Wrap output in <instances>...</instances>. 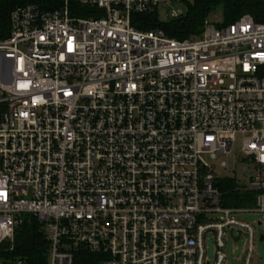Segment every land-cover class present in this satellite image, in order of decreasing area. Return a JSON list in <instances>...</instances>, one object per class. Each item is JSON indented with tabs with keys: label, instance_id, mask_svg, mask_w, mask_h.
Masks as SVG:
<instances>
[{
	"label": "built area",
	"instance_id": "1",
	"mask_svg": "<svg viewBox=\"0 0 264 264\" xmlns=\"http://www.w3.org/2000/svg\"><path fill=\"white\" fill-rule=\"evenodd\" d=\"M183 1L34 0L10 11L0 33V264H28L7 257L26 215L44 228L47 264H76L82 252L96 264H225L229 240L244 242L242 264H257L264 22L206 20L184 40L132 24ZM183 16L172 7L170 21ZM230 159L238 181L217 174ZM227 180L256 193L255 206L224 207Z\"/></svg>",
	"mask_w": 264,
	"mask_h": 264
},
{
	"label": "trees",
	"instance_id": "2",
	"mask_svg": "<svg viewBox=\"0 0 264 264\" xmlns=\"http://www.w3.org/2000/svg\"><path fill=\"white\" fill-rule=\"evenodd\" d=\"M187 15L179 20L163 24L158 13L136 16L132 20L135 28L143 31L161 28L174 39L184 40L200 36L204 23L217 10L222 11L224 22L228 26L237 22L244 15H250L256 22H264V0H193ZM34 0H1L0 1V33L8 29L10 11L21 4L31 3ZM224 207L253 208L256 193L241 192L234 180H227L221 186ZM23 224L17 229L13 251L7 257L25 260L28 264H47V238L43 226L38 220L26 215ZM98 256L87 252L78 255L76 264H96Z\"/></svg>",
	"mask_w": 264,
	"mask_h": 264
},
{
	"label": "rangeland",
	"instance_id": "3",
	"mask_svg": "<svg viewBox=\"0 0 264 264\" xmlns=\"http://www.w3.org/2000/svg\"><path fill=\"white\" fill-rule=\"evenodd\" d=\"M193 4H194L193 0H186L183 2H178V4L169 2V3H165V4L160 5L158 8V16H159L160 22L163 24L170 22V13H171L172 7L181 11L184 15H187V13L189 11V6H192ZM208 20L212 24L223 23L224 18L222 15V11L217 10L216 12L212 13L210 15V17L208 18ZM240 148H241V138L239 137L235 143L234 151L239 152ZM219 164L220 163H218L217 174L220 177L234 178L237 181L239 180L241 171H240L239 167H236L233 159H230L228 161L227 170L221 169L219 167ZM228 171H231V172H228ZM244 219L250 223H257L259 221H262V216L259 214H251V215L245 216ZM259 232L264 234V229L260 228ZM207 248H208V257L210 259H213V257H214V242H213L212 237H210V236H208ZM243 249H244V242L243 241L240 243H234L232 240H229L228 246L226 249L227 261L225 264H242ZM255 256H256L257 264H264V242H258L257 243L256 249H255Z\"/></svg>",
	"mask_w": 264,
	"mask_h": 264
},
{
	"label": "snow or ice",
	"instance_id": "4",
	"mask_svg": "<svg viewBox=\"0 0 264 264\" xmlns=\"http://www.w3.org/2000/svg\"><path fill=\"white\" fill-rule=\"evenodd\" d=\"M0 195H2V193H0Z\"/></svg>",
	"mask_w": 264,
	"mask_h": 264
}]
</instances>
